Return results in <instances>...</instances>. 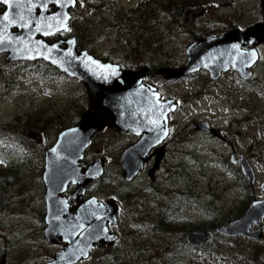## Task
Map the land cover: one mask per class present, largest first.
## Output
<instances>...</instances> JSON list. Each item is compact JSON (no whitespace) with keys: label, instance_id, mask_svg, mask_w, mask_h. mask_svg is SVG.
<instances>
[{"label":"flooded vegetation","instance_id":"af4514ba","mask_svg":"<svg viewBox=\"0 0 264 264\" xmlns=\"http://www.w3.org/2000/svg\"><path fill=\"white\" fill-rule=\"evenodd\" d=\"M260 4L261 0L259 2L258 20L250 27L264 24V11ZM172 6L176 7L175 5ZM193 10V8L188 7L184 10V20L192 28L184 34L192 35L193 41L185 49V62L170 67L167 64L158 65L156 61L158 59L154 58L155 64L142 66V68L148 70V75L144 78L143 84L146 87H155L162 102H173L175 105L173 112L167 116L166 138L160 143L153 139L148 145L147 143L140 145L144 137L143 134L135 136L130 133H118L114 129L103 130L92 139L90 146L84 153L81 164L83 168H86L97 160H103L104 166H108L112 170L115 179L112 177L106 183V186L98 184L100 183L98 181L88 183L84 187V194L77 197V200L72 197L77 186L69 185L64 193L70 209L87 203L91 199H96L100 203L113 201L119 207L118 213L113 218V223L108 226V234L114 237L113 241L110 244L102 243L99 247H95L89 257L78 264H179L181 262H193L196 257L205 258L204 262H210L212 256H205V254H209L206 253L208 249L214 247L216 243H220L221 239L225 241H252L255 249L260 245L264 247V217L257 222H252L250 225L248 232L255 234L252 235L251 239L249 237H230L219 234L218 229L227 227L232 221L229 224V221L220 223H213L212 221V217L223 212L220 208L224 209L227 206L223 204L224 199H220V193H211V184L215 183L216 185L221 182H216L215 179H218V177L214 174L211 176L206 174L208 169L213 170L219 177H223L224 181L228 180L227 176L233 178V182H236L235 187L239 189L238 192L250 193L251 196H248L244 203L239 206V215H236V217H241L234 221L240 220L252 203L264 201V181L255 177L253 184H250L247 178L243 176L242 164L245 163L246 158L240 153L241 150L234 144L232 139L234 137L231 127L234 123L229 127H224L218 123L217 118L209 119L208 115H216L213 112H211L212 114H204L193 111L194 113L187 121L178 120L177 118L178 115L182 116L185 113L183 110L185 103L192 102V104L200 105L203 100L208 101L210 97L215 99L224 94L222 89L225 86L238 87L239 92L245 98H251L253 91L259 86L262 87L264 82V42L257 43L256 40H248L241 47V52L250 55L245 61V64L249 67L244 70V75L230 69L221 72L218 77L213 79L207 70L200 69L189 76L164 81L163 77L154 75V72L166 68L178 69L186 63V50L192 44L201 39L223 36L234 30L214 33L217 27L212 25L217 22L209 20L207 16H204V12L200 18L195 17V20L190 21L191 17L199 13L194 14ZM0 11H3V9L0 8ZM172 24L173 26L180 25L175 19L172 20L170 25L172 26ZM250 27L237 30L242 32ZM69 32L47 38L46 41L53 43L74 37ZM135 33L138 32H133L129 39H131L130 37L134 38ZM153 47L157 52L156 46ZM77 49L82 51L79 49L78 42ZM90 54L102 62L118 65L122 70L137 72L142 69H136L137 66L134 65H127L129 68L124 69L119 63L122 58L99 56L93 52H90ZM35 63L45 64L43 62L10 64L6 62V55L0 54L1 70L5 65L18 66ZM259 73H263V76ZM157 80L159 85L155 84ZM183 83H191L192 89H194L186 97L176 96L177 93H168L165 90L169 89L170 91V88H176ZM232 110L243 111L242 108L237 109L235 107ZM35 131L40 135V141L30 140V142L38 146L43 141L45 131ZM105 132L111 133L116 138L113 149L120 152L116 157V162H111L109 158L102 155V151L110 148V139L105 135ZM138 145L143 149L147 147L144 149L148 150L144 157L145 161L137 175L132 180L127 181L123 177L120 158L124 151ZM182 153L186 155H180ZM43 168L44 162L42 163V172ZM181 168L187 169L185 171H189L190 174L185 175L183 173L180 179H177L179 174L176 172H179ZM105 187H108V191ZM223 196H226L225 192ZM9 198L6 199L4 206H2L3 199H0V264H48L56 253L62 251L64 245L52 246L44 237V211L41 212L40 219L42 228L40 241L45 245V248L49 249V252L42 253L43 258L37 259L34 258L35 256L33 257V253L30 252L31 248L27 245L32 242V234L25 239L24 242L27 243L23 245L24 247H19L20 242L13 243L6 239L10 235L15 234L18 236L19 234L18 228L15 229L18 225L2 229L4 218L11 220L12 217H17L12 209L13 202H9ZM18 201H22L19 202V205L23 207L28 202L24 197H21ZM201 222H207V225H201ZM22 228H25V226ZM2 231H5V235ZM25 231L30 232L28 228ZM194 235H198L199 241L197 240L196 243L189 240V237ZM205 236L206 239L204 240ZM255 236H258V238L255 239ZM226 243H228L227 245L233 244V242ZM173 248L176 249L172 250ZM174 252H176L175 255ZM21 256H24V258L18 259ZM252 259L256 263L264 264V256L255 252L254 248Z\"/></svg>","mask_w":264,"mask_h":264},{"label":"water","instance_id":"95a60500","mask_svg":"<svg viewBox=\"0 0 264 264\" xmlns=\"http://www.w3.org/2000/svg\"><path fill=\"white\" fill-rule=\"evenodd\" d=\"M78 1L0 0L3 9L0 11V54L6 55V62H43L79 82L87 98V109L78 123L62 131L44 154V237L52 246L64 245L48 264H78L86 260L95 247L113 241L108 226L119 211L116 203L102 204L91 199L70 209L64 197L67 187L75 185L72 197L77 200L84 194L85 185L103 175V160L86 168L81 164L92 139L105 129H114L135 136L143 134L140 145H148L153 139L160 143L167 135V116L175 109L173 102L160 100L155 87L143 84L147 69L126 71L118 65L102 62L87 50L78 51L75 37L53 43L46 41L69 32L72 11L75 12ZM260 5L264 11V0ZM248 40L263 43L264 24L201 39L186 50L187 60L183 66L162 69L154 75L163 77L164 81L186 77L200 69L207 70L213 79L230 69L244 75L249 67L245 61L250 55L240 49ZM23 136L40 141L39 135L29 129L24 130ZM140 145L121 155L120 164L127 181L137 175L145 161L148 150ZM242 173L253 184L254 173L248 165L242 164ZM263 217L264 201L254 202L240 220L218 229V233L251 239L255 234L248 232L250 225ZM189 238L193 243L199 241L198 235Z\"/></svg>","mask_w":264,"mask_h":264},{"label":"rangeland","instance_id":"374dc122","mask_svg":"<svg viewBox=\"0 0 264 264\" xmlns=\"http://www.w3.org/2000/svg\"><path fill=\"white\" fill-rule=\"evenodd\" d=\"M196 1H198V3ZM196 1L189 0V2H195L198 5L190 4L188 8H193L194 14L199 12L196 16L191 17L190 21L200 18L204 12V16H207L209 20L217 22L212 25L217 27L214 33L227 32L234 29L228 32L231 33L240 28L250 27L257 22L260 13V0ZM202 1H204V3L200 4ZM101 4L104 5L102 9L94 11H84L80 6H77L75 10L74 17L79 21L78 25L80 28H84L86 32L81 38V44L82 46L88 47L90 52L99 56L102 55L115 58H120L122 54L129 52L134 42L133 37L129 39V36L133 34L131 31L132 28L130 29V27L125 24L122 26L123 32L115 28L120 22H127V18L131 16L130 13L137 10L140 5L145 4L146 8L143 9V13H140L142 17L138 22H134V27L138 29L140 22H142L143 19L145 20L143 25L146 27V42L149 39L151 42L156 43L157 52L153 53V55L155 59H158L156 60L158 65L167 64L172 67L185 62V49L189 43L193 42L192 35L184 34L188 30H192L191 26L187 25L184 20L185 12H183L178 22L180 25L173 26L172 24V26H170L169 23L164 25L166 21L162 18L159 9L161 0H101ZM134 45L135 43L133 47H135ZM259 74L263 76V73ZM21 80L22 82L14 85V89L11 91H6L0 87V127L4 128L9 125L6 130L18 134L23 140H27L24 138L23 133L25 130L24 128H26L24 124H26L28 119L31 118L34 120L37 118L40 120L42 115L46 113H53L57 110L64 109L69 100H71L74 95L80 94L83 89L81 84L68 80L50 84L44 89L39 86L35 78L29 74L22 75L18 81ZM155 84L159 85L158 80ZM179 85L180 86L176 88H170V91L169 89L165 90H167L168 93H177L176 96L185 97L194 91L191 83ZM222 91L224 93L223 95H219L215 99H211L210 97L208 101L203 100L200 105L192 104V102L185 103L183 107L185 113H183L182 116L178 115L177 118L178 120L187 121V119L191 118V114L194 113L193 111L204 114H212L211 112H213L216 115H208L209 119L217 118V120H219L218 123L222 124L224 127H229V125L234 123L231 127L234 137L232 139L234 144L241 150L240 153L246 158L244 164L250 166L255 177L264 181V82L262 83V87L259 86L253 91V95L249 99L245 98L241 92H239L238 87L233 88L225 86ZM234 107L237 109L242 108L243 111H233L232 109ZM12 126H14L15 129ZM40 126L45 131L42 143L37 146L32 144L29 140L28 141L29 146L34 149V153L37 154V156L41 155L44 157L45 150L50 146L52 147L55 143L57 133H55L54 124L46 125L45 123ZM105 135L110 139V148L102 151V155L105 158H109L111 162H116V157L120 153L113 149L116 144V138L108 132H105ZM180 155L185 156L186 154L182 153ZM2 163H0V171L1 169H6V165H8L14 166L15 172L19 171L21 174L25 172V168L23 166H17L14 160L4 159ZM104 169L105 172L102 179L109 182L113 177V172L108 166H105ZM185 170L187 169L181 168L179 172H176L179 174L177 179H180L183 173L185 175L190 174L189 171ZM206 174L209 176L214 174L218 177V179L216 178L215 180L221 183L216 185L212 183L211 193H220V199H224L223 204L227 206V209L224 208L225 210L222 207L220 208L223 210L220 215L217 214V216L212 217L213 223L229 221V224L231 221L233 222L235 219L241 217H236V215H239V206L241 203H244V200H246L248 196H251L250 193L247 192L245 194L243 192H238L237 190L239 189L235 187L236 182H233V178L227 176L228 180L224 181L225 179L223 177H219L211 169H208ZM34 176L35 174L29 176L21 186L25 194L24 199L28 201L24 207L19 205V202L22 201H18L16 197L10 196L9 202H13L12 209L17 217H12L11 220H6L4 218L2 229H8L13 225H18V227H15V229L18 228V236L13 234L6 239L13 243L20 242L19 247H24L23 245L27 243L24 242L25 239L32 234L31 245H27L31 248L30 252L33 253V257L35 256L34 258L42 259V253L45 254L49 252V249L45 248V245L40 241L42 233L40 219L41 212L44 211V189L38 188V185L34 183ZM105 188L106 191H108V187ZM136 188L138 189V187ZM224 192L226 196H223ZM200 224L207 225V222H201ZM23 226H25V228H22ZM26 228H28L30 232H26ZM2 233L5 235V231H2ZM226 242H233V244L227 245L228 243ZM212 248L218 249L217 253L222 255L225 259L229 260L231 257L235 256L233 260L234 264H249L245 260L246 256L249 260L253 258V248L255 252L264 256V247L260 245L255 249V245L252 241H225L221 239L220 243H216ZM212 248L208 249L206 253L209 254H205V256L211 255L210 250ZM175 249L176 248H173L172 250ZM175 253L176 252H174V255ZM179 253L182 254L180 251ZM242 254L246 256H242ZM21 258H24V256L18 259ZM204 259L205 258L201 259L196 257L193 262H181L179 264H226V262L221 260L204 262Z\"/></svg>","mask_w":264,"mask_h":264},{"label":"trees","instance_id":"16d2710c","mask_svg":"<svg viewBox=\"0 0 264 264\" xmlns=\"http://www.w3.org/2000/svg\"><path fill=\"white\" fill-rule=\"evenodd\" d=\"M161 0V5L159 4V9L161 12L162 18L166 21L164 25H169L172 23V20L175 19L177 22L180 21L184 10L190 4H197L198 1L189 2V0ZM79 6L84 9V11H91L102 9V7L106 4H101V0H79ZM204 1L200 2L203 4ZM164 5V6H163ZM171 5H175L176 7ZM198 5V4H197ZM146 8V5H140L137 10H134L130 13V18H127V22H120L116 30L123 32L122 26L125 24L130 27L131 31L138 32L135 33L133 38L135 47L130 49L129 52H125L122 54L119 63L122 65L124 69H128L127 65H134L136 69L142 68L144 65H153L155 64V59L153 53H155L154 45L155 42H151L149 39L146 42V32L145 25H143L145 20L143 19L140 22V26L138 29L134 27V22H138L142 16L140 13H143V9ZM79 21L73 17L71 26H70V35L74 36L78 42L80 50H88V47L82 46L81 38L84 36L85 29L80 28L78 25ZM171 26V25H170ZM86 28V27H85ZM113 30V29H112ZM145 33V34H144ZM148 34V33H147ZM139 36V37H138ZM144 47V48H143ZM154 50V51H153ZM141 51V52H140ZM126 56V57H125ZM150 56V57H148ZM153 57V58H151ZM151 61V62H150ZM125 64V65H124ZM154 67V66H151ZM1 70V69H0ZM31 75L37 81L38 85L43 87H48L50 84L67 81V78L60 74L56 69L47 66L45 64H21L18 66H7L5 65L3 69L0 71V87L5 89L6 91H11L14 88H11L12 84H17L22 82L18 81L22 75ZM71 99V98H70ZM87 109V99L84 90L80 92V94L74 95L71 100H69L68 104L64 109L57 110L53 113H46L42 115V118L38 120L35 118L32 120L31 118L27 120L24 127L30 130H40L44 131L40 125L54 124L55 133L59 134L61 131H64L68 128L73 127L77 124L81 114L85 112ZM33 121V122H32ZM16 124V123H15ZM13 124V125H15ZM9 126V125H8ZM0 127V163L4 161V159L14 160L17 166H23L25 168L24 174H21L19 171H14V166L6 165V169L0 171V199H3L2 206L5 205L6 199L10 196H15L17 199H21L24 197V193L22 191V184H24L25 180L35 174L34 183L38 185V188H43L42 185V163L43 156H37L34 153V149L29 146L28 140L21 139L18 134H15L9 130H6L8 127ZM14 129L15 127L12 126ZM3 164V163H2ZM13 165V164H11ZM218 249L212 248L210 250V254L212 256V260H221L226 262V264H234V257H231L229 260L222 257V255L217 253ZM242 256H246L242 254ZM246 262L249 264H261L256 263L253 259L249 260L246 256ZM102 264V263H100Z\"/></svg>","mask_w":264,"mask_h":264},{"label":"snow or ice","instance_id":"6c2138e0","mask_svg":"<svg viewBox=\"0 0 264 264\" xmlns=\"http://www.w3.org/2000/svg\"><path fill=\"white\" fill-rule=\"evenodd\" d=\"M8 17L7 16H5V19H7Z\"/></svg>","mask_w":264,"mask_h":264},{"label":"bare ground","instance_id":"6f19581e","mask_svg":"<svg viewBox=\"0 0 264 264\" xmlns=\"http://www.w3.org/2000/svg\"><path fill=\"white\" fill-rule=\"evenodd\" d=\"M158 228V227H157ZM167 263V262H166Z\"/></svg>","mask_w":264,"mask_h":264}]
</instances>
